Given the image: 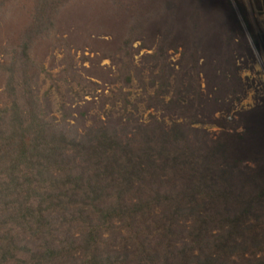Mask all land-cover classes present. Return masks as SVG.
<instances>
[{"label":"trees","instance_id":"1","mask_svg":"<svg viewBox=\"0 0 264 264\" xmlns=\"http://www.w3.org/2000/svg\"><path fill=\"white\" fill-rule=\"evenodd\" d=\"M237 33L229 0H162L146 13L131 0H0V264H264V109L239 114L246 130L214 141L176 121L186 106L197 119L223 100L213 83L201 91L198 60L219 51L234 65ZM136 40L155 43L144 56L159 70L150 98L171 123L114 110V100L92 112L94 94L74 107L64 94L53 113L57 82L71 91L85 80L76 51L93 54L89 76L104 81L108 57L127 84ZM179 46L191 71L172 86L167 52ZM57 53L64 67L52 79ZM42 76L51 95H38ZM244 156L255 166L240 171Z\"/></svg>","mask_w":264,"mask_h":264},{"label":"rangeland","instance_id":"2","mask_svg":"<svg viewBox=\"0 0 264 264\" xmlns=\"http://www.w3.org/2000/svg\"><path fill=\"white\" fill-rule=\"evenodd\" d=\"M160 1L162 0H131L141 13L151 11ZM229 1L240 22L244 35V37H241L239 33L236 34V39L239 44H241V51L236 53L235 64L224 62V55L222 53L220 54L219 51L218 53L215 52L208 56L203 55L199 57L198 60V64L202 65L199 75V86L201 91L205 92L207 90V82L213 83L215 87L220 89V96H222L223 100H219L222 102L212 107L214 108L213 112L205 111L199 114L197 119L191 115L190 106L185 107V116L183 118L180 116L176 117V121L182 122L185 120L191 123L192 127L198 128L201 132H204L207 141H214L225 128L230 130L233 128L237 132L245 131V123L239 120V114L247 113L254 108L264 109V0ZM240 5L244 9V16L239 12ZM104 15L105 14L101 13V16ZM180 28L177 31V37L181 38L182 35L184 36L186 35L185 33L188 34V32H185V24ZM104 38L109 39L110 36H105ZM180 38L176 40L182 41ZM143 44L148 43H142V41L136 40L132 44L133 63L136 68L134 67L131 69L133 78L132 81L127 84L124 81V75L118 70L119 64H112L108 57L102 58L98 63L99 67L103 68V71H108L107 74L109 75L107 78L105 77L106 79L102 81V79L89 76L88 74H90L91 71L88 70V67L91 64L90 59L87 57H92L93 54L88 53V51H85L83 54L80 50L76 51L74 60L76 62L77 72L81 74L85 80L80 83L71 82V86H69L71 91H68V88L66 89L65 85L62 84L60 80L59 82L54 80V82L60 85L61 95H57L56 93L55 96L57 99L55 100L52 98L53 105L51 108L53 113L59 117L60 113L58 110L60 107L55 103L58 99L60 100V98L66 97L64 94H70L73 100L71 107L75 106V102L81 104L83 102V100H81L83 96L85 99H90L91 95L94 94L95 107L92 112L102 114L104 111L110 110L111 100H114L116 103L114 110L121 109L120 107L125 105L129 110L135 112L136 116H140L143 120L148 118L150 114H153L159 119H164L171 123V113H162L161 110L154 109V104L157 106L158 103L152 101V98H150L155 90V86L151 83L150 75L158 74L159 70L158 68H154V62H157V60L151 59L150 57L145 58L144 56L153 53L155 43H153L152 47H145ZM212 44L216 48L217 43L212 42ZM182 52L183 47L181 46L176 49H169L167 52V61L170 62L169 64L171 67L169 78L172 86H174V84L177 86L176 81H172L174 77L182 79L184 78L183 75L189 70V68L184 70V62L181 65ZM208 58H214L212 68L211 64H204L205 60ZM61 59L62 54L57 53L51 68L49 67V60L45 62V66L49 67V69H47L50 78L56 79L57 72L64 67L60 62ZM120 60L121 59H119L118 63ZM110 64L112 65L110 69L111 72L109 73L108 65ZM205 66H208L209 69ZM95 72L98 75L100 74L97 70H95ZM234 76H236L237 82ZM43 77L44 76L41 77L39 84L40 90L38 95L41 97L48 88H50L51 95L54 88L52 86L53 81L50 78L43 80ZM208 77L214 80H210ZM216 77H218L219 80H217ZM87 79L93 80L98 84L91 85ZM187 81L185 82L184 80L182 85L187 83ZM236 83L238 85H236ZM186 86L188 87V83ZM172 95L173 94H171L168 89L164 93V100H169ZM101 103L103 106H100ZM244 158L246 160L240 162V171H245L255 166V161L253 159H250L248 156H244Z\"/></svg>","mask_w":264,"mask_h":264}]
</instances>
